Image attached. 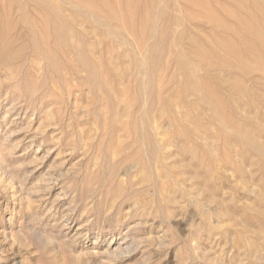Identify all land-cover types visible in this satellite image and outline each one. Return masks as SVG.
Listing matches in <instances>:
<instances>
[{
    "label": "rangeland",
    "instance_id": "374dc122",
    "mask_svg": "<svg viewBox=\"0 0 264 264\" xmlns=\"http://www.w3.org/2000/svg\"><path fill=\"white\" fill-rule=\"evenodd\" d=\"M40 1L0 0V264H264L254 1L44 0L60 45Z\"/></svg>",
    "mask_w": 264,
    "mask_h": 264
},
{
    "label": "bare ground",
    "instance_id": "6f19581e",
    "mask_svg": "<svg viewBox=\"0 0 264 264\" xmlns=\"http://www.w3.org/2000/svg\"><path fill=\"white\" fill-rule=\"evenodd\" d=\"M171 1V0H170ZM254 1V6H255V8L260 12V14L263 16V18H264V0H253ZM35 2V1H34ZM37 2V1H36ZM40 3L42 4V6H43V9H42V13H43V16L41 17V16H39V18L41 17V19H40V21H41V24H42V28H43V31L45 32V34H48V32L51 34V32H50V27L52 26V34L55 36V37H58V38H60V37H63V39H59V42H58V44L60 45V44H62V43H67V37H68V35H72V32L70 31L69 32V27H68V23L67 22H65V21H63V16H62V11L60 10V9H57V8H52L51 6H50V4L48 3V2H46V1H44V0H41L40 1ZM1 4V3H0ZM169 4V3H168ZM170 4H171V2H170ZM166 5V4H165ZM37 6H38V4H37ZM41 6V5H40ZM169 6V5H168ZM170 7H171V5H170ZM172 7H173V5H172ZM168 8V7H167ZM38 9V8H37ZM15 10V9H14ZM18 10V9H17ZM40 10V9H39ZM48 10V11H47ZM86 10H87V8H86ZM98 10V9H97ZM8 11H6V9H4V7L2 6V5H0V18L2 17L1 15L3 14L4 15V17L6 16V17H9L8 16ZM14 13H16V11H13ZM24 12H25V9H24ZM34 13L36 12V10H34L33 11ZM81 12V11H80ZM83 12H85V11H82L81 13H83ZM94 12V11H93ZM19 13H20V10H19ZM26 13V12H25ZM40 13H41V11H40ZM91 13L92 12H89V15H91ZM163 13V12H162ZM28 14V13H27ZM86 14H88L87 12H86ZM98 13H96V15H97ZM18 15V14H17ZM24 15V14H23ZM89 15H87V16H89ZM93 15H95V14H93ZM12 16H13V14H12ZM12 16H11V18H12ZM35 15H33V17H34ZM37 16V15H36ZM35 16V17H36ZM93 17V16H92ZM91 17V18H92ZM95 17H97V16H95ZM94 17V18H95ZM10 18V17H9ZM38 18V19H39ZM262 18V19H263ZM97 19H98V17H97ZM97 19H95V20H97ZM15 20V19H14ZM28 19H26L25 18V21L24 22H26ZM3 19H0V65H8V64H10L11 62H12V60H13V58H14V53H13V51H11L10 50V47L8 46V42H6L4 39H5V37H3L4 36V34H5V32H3L2 30H1V28H2V26H1V24H3ZM6 21V20H5ZM99 21H100V19H99ZM119 21V20H118ZM21 22V21H20ZM19 21H18V23H20ZM7 23H9V22H7ZM41 26V25H40ZM28 28V27H27ZM254 29H256V28H254ZM254 29H252V28H250L249 30H254ZM7 31V30H6ZM27 31V30H26ZM8 32V31H7ZM32 32V31H31ZM262 32V31H261ZM26 33H28V31L26 32ZM79 33H81V31L79 32ZM10 34V33H9ZM51 34V35H52ZM11 35H13V34H11ZM67 37H66V36ZM75 35V34H74ZM28 36H30V35H28ZM36 37V36H35ZM80 37H81V35H80ZM29 38V37H28ZM82 38V37H81ZM178 38H181V37H178ZM77 39V38H76ZM32 40V39H31ZM78 40H79V37H78ZM37 42H38V40H36ZM40 43V42H39ZM38 43V44H39ZM162 43V42H161ZM160 43V44H161ZM30 44V43H29ZM159 44V45H160ZM40 45L42 46V44L40 43ZM257 45V44H256ZM154 46V45H153ZM193 46V45H192ZM39 47V45L37 46V48ZM148 46H146V48H147ZM155 47V46H154ZM209 48V47H208ZM263 48V47H262ZM39 49V48H38ZM152 49V48H151ZM192 50V49H191ZM152 51H153V49H152ZM211 51H214V50H211ZM258 51H260V50H258ZM257 51V52H258ZM36 52V51H35ZM44 52V51H43ZM47 52V51H46ZM51 52V51H50ZM147 52V51H146ZM149 52V51H148ZM152 53V52H151ZM261 53V52H260ZM200 55H201V57L203 58V59H208V58H210L211 56H209V54H205L204 53V51H202V52H200L199 53ZM262 54V53H261ZM147 55H149V54H147ZM217 55V54H216ZM154 57H155V55H153ZM180 55H178V57H179ZM16 57V56H15ZM17 58V57H16ZM148 58V57H147ZM196 58V57H195ZM194 58V59H195ZM151 59V58H150ZM147 62H148V59H147ZM155 62V59H154V61H153V63ZM146 63V62H145ZM207 63V62H206ZM13 64V63H12ZM144 64V63H143ZM151 65V64H150ZM150 65H148V66H150ZM154 65H155V63H154ZM144 66V65H143ZM146 66V65H145ZM145 66H144V68H145ZM147 66V67H148ZM185 66V65H184ZM238 66V65H237ZM149 69L151 68L152 70H153V66H150V67H148ZM148 69V70H149ZM182 70V69H181ZM189 71V70H188ZM184 73V72H183ZM190 73H191V71H190ZM191 75V74H190ZM192 77V76H191ZM188 81V80H187ZM144 83V82H143ZM154 83V82H153ZM147 84V83H146ZM142 86H144V85H142ZM153 86L154 85H152L151 87L153 88ZM186 86V85H185ZM145 88V87H144ZM143 88V89H144ZM153 92V91H152ZM142 94V93H141ZM143 95V94H142ZM150 95H151V93H150ZM143 96H145V95H143ZM142 96V97H143ZM149 96V95H148ZM145 99V98H144ZM146 104V103H145ZM146 115V114H145ZM143 120V119H142ZM151 126V125H150ZM149 126V127H150ZM154 128V127H153ZM153 128H151V129H153ZM153 135V134H152ZM152 137H154V136H152ZM151 137V138H152ZM156 139V138H155ZM149 140V139H148ZM154 140V139H153ZM155 141V140H154ZM154 141H152V143H154ZM151 143V144H152ZM148 144H149V141H148ZM156 144V143H155ZM154 144V147L156 146ZM157 147V146H156ZM154 148V150L156 149V151L155 152H157V150H158V153L160 152V154H161V151H160V148H158V147H160V146H158L157 148ZM256 148V147H255ZM257 150V149H256ZM259 150H260V148H259ZM153 153H154V151H153ZM160 154H158V155H156L157 157H160ZM162 156V155H161Z\"/></svg>",
    "mask_w": 264,
    "mask_h": 264
}]
</instances>
